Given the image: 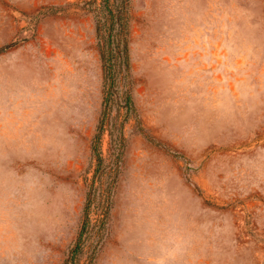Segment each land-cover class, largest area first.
Returning a JSON list of instances; mask_svg holds the SVG:
<instances>
[{"label": "rangeland", "instance_id": "rangeland-1", "mask_svg": "<svg viewBox=\"0 0 264 264\" xmlns=\"http://www.w3.org/2000/svg\"><path fill=\"white\" fill-rule=\"evenodd\" d=\"M100 1L0 0V264H264V0H128L105 117Z\"/></svg>", "mask_w": 264, "mask_h": 264}, {"label": "trees", "instance_id": "trees-1", "mask_svg": "<svg viewBox=\"0 0 264 264\" xmlns=\"http://www.w3.org/2000/svg\"><path fill=\"white\" fill-rule=\"evenodd\" d=\"M128 0H101L96 10L102 15L97 20L96 34L98 36V45L100 51V59L103 67L104 78V97L102 114L107 116L105 112L108 105L116 97L119 101L121 98L124 102L123 106L130 107V94L126 89H121L119 94V74L129 67L128 46L125 36L127 26L126 12ZM90 5H91V1ZM91 8V7H90ZM104 31V32H103ZM99 135L95 136L93 151L99 155L98 142ZM87 216L84 217L76 240L68 248L62 264H76L78 254L82 249V237L87 231L89 221Z\"/></svg>", "mask_w": 264, "mask_h": 264}]
</instances>
